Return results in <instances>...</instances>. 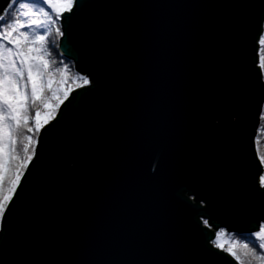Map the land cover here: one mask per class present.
I'll return each instance as SVG.
<instances>
[{
  "label": "water",
  "instance_id": "95a60500",
  "mask_svg": "<svg viewBox=\"0 0 264 264\" xmlns=\"http://www.w3.org/2000/svg\"><path fill=\"white\" fill-rule=\"evenodd\" d=\"M263 21L264 0H78L57 49L90 84L41 129L0 264H238L208 237L264 223Z\"/></svg>",
  "mask_w": 264,
  "mask_h": 264
},
{
  "label": "snow or ice",
  "instance_id": "6c2138e0",
  "mask_svg": "<svg viewBox=\"0 0 264 264\" xmlns=\"http://www.w3.org/2000/svg\"><path fill=\"white\" fill-rule=\"evenodd\" d=\"M77 2L9 0L0 9V221L7 220L24 173L36 155L38 141L34 137L56 119L61 105L75 91L69 81L77 88L90 84L86 77L69 76L67 65L56 66L50 53L54 51L50 38L65 35L60 22ZM258 43V68L264 70V36L259 37ZM259 161L264 165V156ZM257 179L259 187L264 188V175L258 172ZM204 223L212 229L207 219ZM257 228L256 240L234 242L226 249L223 243H217L223 232H216L208 240L216 248L226 250L238 264H264V224L258 223Z\"/></svg>",
  "mask_w": 264,
  "mask_h": 264
},
{
  "label": "trees",
  "instance_id": "16d2710c",
  "mask_svg": "<svg viewBox=\"0 0 264 264\" xmlns=\"http://www.w3.org/2000/svg\"><path fill=\"white\" fill-rule=\"evenodd\" d=\"M261 36H264V21H263V32H262ZM50 39H52L53 47H54V51L50 50L51 59L56 62V66L63 68L65 65H67V71H68L69 76H71V77L82 76L75 71L74 66L70 60L64 58L63 56H61L59 54L58 49L56 47L57 46L56 37L53 35ZM260 54H261V52H260V46H259L258 57ZM261 72H262V77H263V81H264V70H261ZM77 83H79V81H77ZM69 84L73 89L77 88L75 83H71V81H69ZM34 138L37 139L38 137H34ZM255 147H256V153H257L258 158L260 156H264V104H263L262 111L260 114L259 125H258L257 133L255 136ZM262 166H263V175H264V165H262ZM0 225H1V221H0ZM218 232L224 233V235L221 236L220 240L217 241V243H223L225 245V249L227 247H229L231 244H233L234 242H238L239 244H244V243L248 242L249 238L252 240L257 239L255 237L254 233L234 234V233H227L223 229H222V231H218ZM241 237H244V239H241ZM212 245L214 246V244H212ZM236 250L238 252L242 251V249H239V248H237ZM224 251H226V250H224Z\"/></svg>",
  "mask_w": 264,
  "mask_h": 264
},
{
  "label": "rangeland",
  "instance_id": "374dc122",
  "mask_svg": "<svg viewBox=\"0 0 264 264\" xmlns=\"http://www.w3.org/2000/svg\"><path fill=\"white\" fill-rule=\"evenodd\" d=\"M20 2H21V3H29V0H20ZM45 7H46V6H45ZM36 31H39V30L37 29ZM56 40H57L56 42H57V45H58L59 37H56ZM56 47H57V46H56ZM57 79H59V77H57ZM54 87H55V85H54ZM49 95H50V93H49ZM31 115H33V116L35 115V111H34V110L32 111ZM254 141H255V140H254ZM255 149H256V147H255ZM21 155H23L22 152H21ZM261 165H262V164H261ZM262 169H263V166H262ZM262 175H263V172H262ZM218 231H222V230H218ZM218 231H217V232H218Z\"/></svg>",
  "mask_w": 264,
  "mask_h": 264
},
{
  "label": "bare ground",
  "instance_id": "6f19581e",
  "mask_svg": "<svg viewBox=\"0 0 264 264\" xmlns=\"http://www.w3.org/2000/svg\"><path fill=\"white\" fill-rule=\"evenodd\" d=\"M261 224H264L263 222H261ZM204 225H205V223H204Z\"/></svg>",
  "mask_w": 264,
  "mask_h": 264
}]
</instances>
